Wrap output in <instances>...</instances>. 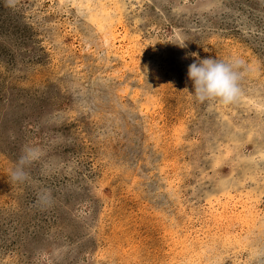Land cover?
<instances>
[{
  "label": "rangeland",
  "instance_id": "1",
  "mask_svg": "<svg viewBox=\"0 0 264 264\" xmlns=\"http://www.w3.org/2000/svg\"><path fill=\"white\" fill-rule=\"evenodd\" d=\"M76 1L0 0V264H264V0Z\"/></svg>",
  "mask_w": 264,
  "mask_h": 264
},
{
  "label": "clouds",
  "instance_id": "2",
  "mask_svg": "<svg viewBox=\"0 0 264 264\" xmlns=\"http://www.w3.org/2000/svg\"><path fill=\"white\" fill-rule=\"evenodd\" d=\"M191 56L195 58V62L189 65L187 76L193 84L191 93L194 97L201 102L211 99H218L225 105L233 102L240 92L242 61L235 58L223 61L211 56L200 59L198 53H191ZM38 156L37 148L26 146L12 173V179L18 182L26 181L28 173L25 169L38 159Z\"/></svg>",
  "mask_w": 264,
  "mask_h": 264
},
{
  "label": "bare ground",
  "instance_id": "3",
  "mask_svg": "<svg viewBox=\"0 0 264 264\" xmlns=\"http://www.w3.org/2000/svg\"><path fill=\"white\" fill-rule=\"evenodd\" d=\"M73 1H75V0H73ZM77 2H79V5H80V7H83V3L80 1V0H77L76 1V3ZM69 5V4H68ZM199 5H202V3H199ZM213 6V2H210V1H208V2H206V7H208L209 8V6ZM90 3H87V7H86V9L85 10H88L89 12L91 11V9H90ZM97 8V7H96ZM197 9H200V7L199 8H197L196 7V11H197ZM207 8H205L204 10H206ZM221 12V11H220ZM101 15L102 16H106V15H109V14H107V12H105V10L101 7ZM91 16V18H94V15H90ZM108 19H110V18H108ZM119 19V18H118ZM97 21H99L98 19H97ZM119 23H121V22H119ZM113 25V24H112ZM112 27V26H111ZM116 29V28H115ZM114 31V30H113ZM108 37H109V35H108ZM119 40V39H118ZM107 41V40H106ZM134 41V40H133ZM115 42V41H114ZM112 44V43H111ZM107 46V45H106ZM111 46V45H110ZM114 46V45H113ZM113 49V48H112ZM124 50V49H123ZM126 55V54H125ZM240 94V93H239ZM255 94V93H254ZM241 96V95H240ZM253 96V95H252ZM253 97H255V96H253ZM249 101V100H248ZM255 101V100H254ZM258 101V100H257ZM260 102V101H259ZM260 104V103H259ZM263 105V104H262ZM252 106V105H251ZM256 111V110H255ZM258 111V110H257ZM250 132V131H249ZM257 155V154H256ZM259 156H261V155H259ZM257 159V158H256ZM261 159V158H260ZM245 209V208H244ZM219 262V261H218ZM259 263V262H258Z\"/></svg>",
  "mask_w": 264,
  "mask_h": 264
}]
</instances>
